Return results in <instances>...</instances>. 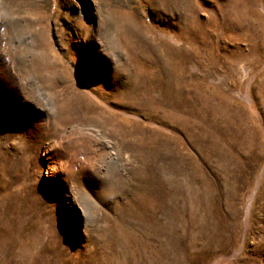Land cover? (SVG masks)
Returning <instances> with one entry per match:
<instances>
[{
  "label": "rangeland",
  "instance_id": "1",
  "mask_svg": "<svg viewBox=\"0 0 264 264\" xmlns=\"http://www.w3.org/2000/svg\"><path fill=\"white\" fill-rule=\"evenodd\" d=\"M0 264H264V0H0Z\"/></svg>",
  "mask_w": 264,
  "mask_h": 264
}]
</instances>
